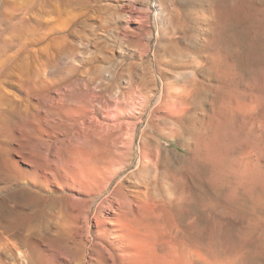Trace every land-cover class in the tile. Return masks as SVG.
<instances>
[{
  "label": "bare ground",
  "instance_id": "6f19581e",
  "mask_svg": "<svg viewBox=\"0 0 264 264\" xmlns=\"http://www.w3.org/2000/svg\"><path fill=\"white\" fill-rule=\"evenodd\" d=\"M239 2L243 17H264V0H0V193L21 188L43 202L40 192L51 190L24 168L36 160L25 151L60 141L106 167L102 193L116 195L125 214L135 206L178 219L195 211L216 227L227 193L252 209L263 204L264 66L245 74L227 49V19L238 17ZM117 58L131 63L119 71ZM53 94L72 97L91 122L52 123ZM110 100L121 113H106ZM59 194L48 235L64 244L69 264H109L90 230L91 215L102 224V205ZM35 215L0 210V259H45L43 237L23 229ZM195 224L169 241L173 256L219 259L217 231L211 240Z\"/></svg>",
  "mask_w": 264,
  "mask_h": 264
},
{
  "label": "rangeland",
  "instance_id": "374dc122",
  "mask_svg": "<svg viewBox=\"0 0 264 264\" xmlns=\"http://www.w3.org/2000/svg\"><path fill=\"white\" fill-rule=\"evenodd\" d=\"M243 7L245 6H243L242 3H237L235 9L238 8L239 10L238 17L232 19L234 21L227 19V49L229 52H236V58L240 63V69L242 72L245 71L244 73L246 74L249 73V71H255L261 66H264V48L260 45L261 43L259 44L260 40L264 41V38L261 37V35H264V24H261L262 20V23H264V17H261L262 19H260V21L255 20L256 17H251V14L249 12L247 13V11V18L243 17L244 9L240 10ZM126 63L130 64L131 60L128 58H117L112 62L119 71L123 70L122 68L124 67L126 68ZM53 96L55 97L54 100L52 103L50 102L48 104L51 106L50 109H52V112H54L49 115L51 116L53 114L49 119H53L51 120L52 123L55 121V123L58 124L59 122L64 121V119L66 121L67 119H70L67 122L75 125L76 128H80V123L83 121L82 119L85 120L87 118V122H91L92 119L89 115L84 112V109H81L82 105L75 107L78 102L75 104L76 101L73 100L72 97L68 96V101L66 100V103L69 105H67L64 101L62 102V100H60V96L57 97L55 94H53ZM105 104L107 105V114L121 113L116 100L105 101ZM126 120L132 123L136 122L135 118L128 117ZM51 121L45 119L43 121V126L45 125L44 127L46 128L50 127ZM54 125L55 124H52V126ZM55 142L48 147L47 145L36 147L38 150L35 148V153H33L31 148H29L30 151L28 149V153L25 151V155L29 156L28 154L30 153V155L36 160L32 159L34 161L30 162L31 166L24 164V168L31 173L33 171V176H35L36 179L41 180L44 185L51 190L40 192L47 196L44 197L43 202L40 201L41 199H33V197H29L31 196L29 191L24 190L23 188V190L18 188L19 190L16 191L7 190L0 193V199L3 197V199L0 200L2 202L0 204V210L5 211L6 213H12L14 210H21L29 213L35 211L36 215L31 218L32 220L28 219L23 224V229L27 230V232H25L26 235L31 233L30 237L32 238L33 235H35V240L41 236L44 239L40 249L43 250L44 248L47 252H45V259L38 264H69V259L64 256L66 255L65 250L63 249L64 244L61 243L62 245L60 248L59 243L54 241L55 238L48 235L50 223L52 221L51 215L54 211L53 209L56 204V207H59V203L54 201L55 198L60 195L59 193L68 196L70 195V197L72 196L71 199L82 197L87 201L95 200L97 204L96 206L102 205V209L105 210H103L100 215L102 224H99L97 219L91 215L90 230L95 235V238L98 239L97 241L102 243L99 248L102 253H104L103 255H106L105 258L109 264H217V262L218 264H264V203L255 207V209H252L249 203L246 204V200L240 198L233 199L230 197L231 194L227 193V216L221 219L222 221L220 220L221 222L219 221V224L216 227L212 221L201 219L195 211L191 215L186 216L187 218L184 217L178 219L169 211L153 212L146 207H136L135 204V207L133 208L134 212L132 214H125L124 210L120 207L122 201H120L116 195H113L112 193H102L107 189V185H109L108 182L111 181V176L107 174L108 172L103 174V172L106 171V167L104 165L102 166V164L97 165L91 160L92 163L90 162V164L89 160L84 161L86 159H83V152H80L79 145L73 146L68 144V147H73L70 148L71 151L69 148L67 149V147H65L67 144L63 146L62 142L59 143V141V144H55ZM171 147L175 148V145H172ZM46 148H48L50 152L46 151L48 150ZM37 151L39 152L37 153ZM94 151L96 152V149ZM97 152L99 151L97 150ZM38 154L39 156H37ZM102 167L104 169L103 172ZM115 186L116 184H113L112 189ZM50 193L54 194L50 195ZM36 200L37 202H35ZM108 208L113 209L115 212L108 210ZM48 213L50 216H48ZM48 219L49 221H47ZM85 224V222L82 223V229L83 233H86V236L89 226ZM192 224L199 226L200 228H198L204 232L205 237L211 238V240L213 236L217 237L219 235L218 243L212 241L213 246L217 244V247L222 248V256L219 259L212 260L207 258L206 260L203 257L196 256V258H189L190 260L187 261L184 258L182 260H177L178 258L176 257H179L177 254L173 256L174 250L171 251L172 248L169 246V241L173 239V236L175 235L176 237L178 236V238H183L185 236L188 237L189 233L192 232ZM28 231L31 232L29 233ZM214 231H217L216 234L218 235H214ZM54 233L55 231L53 234ZM45 235H47V237ZM150 247H154V249H148ZM0 264H10V261L1 258ZM24 264L29 263L25 262Z\"/></svg>",
  "mask_w": 264,
  "mask_h": 264
}]
</instances>
